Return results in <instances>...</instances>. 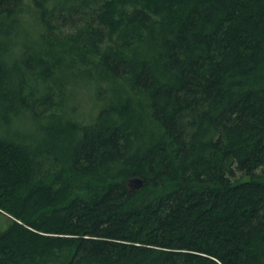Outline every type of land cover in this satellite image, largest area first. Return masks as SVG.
I'll use <instances>...</instances> for the list:
<instances>
[{
    "label": "trees",
    "instance_id": "1",
    "mask_svg": "<svg viewBox=\"0 0 264 264\" xmlns=\"http://www.w3.org/2000/svg\"><path fill=\"white\" fill-rule=\"evenodd\" d=\"M0 264H264V0H0Z\"/></svg>",
    "mask_w": 264,
    "mask_h": 264
},
{
    "label": "water",
    "instance_id": "2",
    "mask_svg": "<svg viewBox=\"0 0 264 264\" xmlns=\"http://www.w3.org/2000/svg\"><path fill=\"white\" fill-rule=\"evenodd\" d=\"M131 183L133 185H137V186H141L142 185V181L141 180H137V179L131 180Z\"/></svg>",
    "mask_w": 264,
    "mask_h": 264
}]
</instances>
